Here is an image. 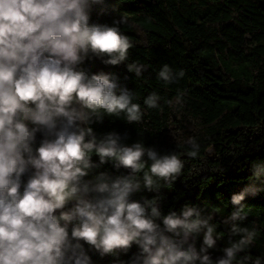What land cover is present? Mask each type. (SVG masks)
Segmentation results:
<instances>
[{
  "label": "clouds",
  "instance_id": "1",
  "mask_svg": "<svg viewBox=\"0 0 264 264\" xmlns=\"http://www.w3.org/2000/svg\"><path fill=\"white\" fill-rule=\"evenodd\" d=\"M101 3L0 0V264H93L89 251L114 257L113 264H261L247 252L256 232L237 223L247 219L241 202L248 188L231 197L238 207L223 221L230 239L215 260L209 250L223 235L212 213L187 204L164 213L159 195L133 199L173 185L185 168L182 156L199 158L201 145L189 137L185 152L160 154L142 141L126 143L127 134L94 130L105 116L123 114L130 124L144 116L133 92L82 67L93 57L118 66L134 47L120 28L127 17L111 26L90 23ZM127 70L140 77L146 69L132 62ZM177 75L165 64L157 79L179 83L184 69ZM182 96L175 104L182 106ZM160 99L151 92L143 103L155 109ZM109 163L128 173L94 172ZM253 169L256 179L264 176V163Z\"/></svg>",
  "mask_w": 264,
  "mask_h": 264
},
{
  "label": "trees",
  "instance_id": "2",
  "mask_svg": "<svg viewBox=\"0 0 264 264\" xmlns=\"http://www.w3.org/2000/svg\"><path fill=\"white\" fill-rule=\"evenodd\" d=\"M121 17L128 21L120 25L121 31L134 44L128 60L112 66L93 57L88 60L92 64L89 73L110 74L133 92V102L144 112L143 120L130 124L123 114L105 116L92 127L98 135L127 134L126 143L142 141L160 154L185 152L189 137L201 145L199 158L182 156L185 168L173 185H165L159 193L142 191L133 199L159 195L164 213L179 211L186 204L204 209V215L212 213L210 223L223 235L218 247L209 250L215 260L230 239V223L223 221L238 207L232 205L231 197L248 188L241 202L247 219L237 223L256 232L247 252L252 260L259 257L264 264V176L256 179L253 175V165L264 163V0H103L93 6L90 23L111 26ZM132 62L145 66L140 77L127 70ZM165 64L174 78L184 69L179 83L157 79ZM151 92L160 96V107L144 105ZM180 93L182 106L175 104ZM93 161L98 162V157ZM97 171L113 176L128 173L125 169L117 172L111 163ZM27 178L22 179L26 182ZM254 186L260 189L255 194ZM201 243L202 237L197 238V249ZM136 251L133 246L120 258L127 261ZM89 255L92 262L96 258L102 264L114 261L110 256L97 257L94 251Z\"/></svg>",
  "mask_w": 264,
  "mask_h": 264
},
{
  "label": "built area",
  "instance_id": "3",
  "mask_svg": "<svg viewBox=\"0 0 264 264\" xmlns=\"http://www.w3.org/2000/svg\"><path fill=\"white\" fill-rule=\"evenodd\" d=\"M82 67L89 71L92 68V64L87 60L85 61L84 65H82ZM95 255L98 257V253H95ZM110 257L114 258L112 256ZM93 264H102V263L99 258H96L93 260Z\"/></svg>",
  "mask_w": 264,
  "mask_h": 264
},
{
  "label": "rangeland",
  "instance_id": "4",
  "mask_svg": "<svg viewBox=\"0 0 264 264\" xmlns=\"http://www.w3.org/2000/svg\"><path fill=\"white\" fill-rule=\"evenodd\" d=\"M219 241V240H218ZM218 241H217V243H218ZM216 247H218L217 245H216ZM211 251H212V249H210Z\"/></svg>",
  "mask_w": 264,
  "mask_h": 264
}]
</instances>
